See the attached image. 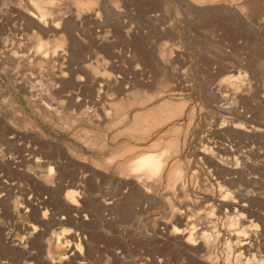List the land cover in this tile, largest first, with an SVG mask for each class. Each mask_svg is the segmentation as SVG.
<instances>
[{
	"label": "rangeland",
	"instance_id": "1",
	"mask_svg": "<svg viewBox=\"0 0 264 264\" xmlns=\"http://www.w3.org/2000/svg\"><path fill=\"white\" fill-rule=\"evenodd\" d=\"M33 2L0 0V264L64 230L54 264H264V0Z\"/></svg>",
	"mask_w": 264,
	"mask_h": 264
},
{
	"label": "bare ground",
	"instance_id": "2",
	"mask_svg": "<svg viewBox=\"0 0 264 264\" xmlns=\"http://www.w3.org/2000/svg\"><path fill=\"white\" fill-rule=\"evenodd\" d=\"M33 3H34L33 8L36 7V12H37V15L36 16L39 17V22L40 21L42 22V21H44L46 19L47 15H49L51 13L50 9H47L46 7H50L51 5H54L55 2H54V0L53 1H51V0H36L35 1L34 0ZM33 14H35V13H33ZM58 26H59V23H56L55 24V27H58ZM63 44H64L63 40H59V41L56 40V42H54V45L53 46L52 45L51 46H48V43L46 41H43V40L40 39V40L37 41L36 51H35L36 54H34V55L35 56L42 55L43 57L46 58V56L49 53V49L51 47L53 48V52H56L60 47L63 46ZM13 54H14V52H13ZM14 55L16 56V53ZM5 57H8V56H5ZM19 57H22V56H19ZM230 83H232V82L230 81ZM232 86L235 87L236 86V83L232 84ZM226 96H229V94L228 93L225 94V97ZM120 108H121V105H118L117 103H114V112H115L114 115H116V116H117V114L119 115L118 111H119ZM154 124H155V121H154ZM234 128H242V127H240L239 125H235ZM165 153H166V157H167L168 156V152H165ZM154 155L152 156L153 157L152 159H150L149 157H143V158H139V159L138 158H136V159L134 158L135 160L132 162V166L130 168L131 169H134V170H144L146 172L148 171L149 172V175L152 174V173H156V171H158L160 169L159 168L160 162L162 164L161 157H164V156L154 157ZM120 166H124V165L121 164ZM126 168L127 167H125V169H120V172H122L121 170H123L124 173H125V171L127 170ZM174 169L176 170V168H174ZM52 173H53V169L52 168H49V174H48V176L46 178H48V177L50 178L52 176ZM127 173H128V171H127ZM130 173H132V172H130ZM121 174H123V172ZM139 176H140V174H139ZM141 176H142V174H141ZM77 193L78 192L75 191L74 189H69L67 191V195L65 196V198H67V200L70 203L74 204V205L75 204H78L77 203V200L75 198V196L77 195ZM70 233L71 232H69V230H64L63 232L60 233L61 235H56L52 239V241L50 243L49 254H48V255H50V257H48V258H50L49 260L51 261L50 262L51 264H54L56 262H61L63 259H65V257H67L66 256V252H67V247L70 246V240H66V237H64L63 235H69ZM192 233L189 235V237H187V242H191V240L193 239ZM63 239H65V241H63ZM77 246H78V248L80 247L79 245H77Z\"/></svg>",
	"mask_w": 264,
	"mask_h": 264
}]
</instances>
